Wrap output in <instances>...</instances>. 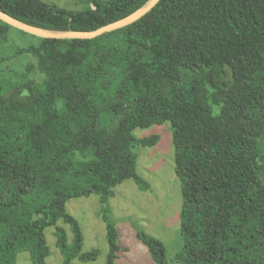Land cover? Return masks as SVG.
I'll return each mask as SVG.
<instances>
[{
  "label": "trees",
  "instance_id": "trees-1",
  "mask_svg": "<svg viewBox=\"0 0 264 264\" xmlns=\"http://www.w3.org/2000/svg\"><path fill=\"white\" fill-rule=\"evenodd\" d=\"M148 1L85 0L92 8L66 10L0 0V10L45 30H96ZM11 29L36 38L15 54L36 57L26 73L41 75L0 79V264H18L20 251L48 264L50 226L65 264L96 260L67 210L70 199L91 194L106 225V264H115L125 248L110 198L128 179L149 189L134 149L159 141L133 132L165 122L183 193L176 260L264 264V0H160L94 38L41 37L0 18V48ZM59 221L70 224L71 243ZM137 237L156 264L167 263L160 239L142 228Z\"/></svg>",
  "mask_w": 264,
  "mask_h": 264
},
{
  "label": "rangeland",
  "instance_id": "rangeland-1",
  "mask_svg": "<svg viewBox=\"0 0 264 264\" xmlns=\"http://www.w3.org/2000/svg\"><path fill=\"white\" fill-rule=\"evenodd\" d=\"M66 10H83L92 8L85 0H43ZM36 38L23 36L17 30H10L9 43L0 48V57L4 61L0 79L12 80L15 83L26 82L27 78H39L27 75L26 66L36 63V57L24 53L16 55L20 47L35 43ZM27 75V76H26ZM35 76V77H34ZM133 134L145 138L157 134L159 141L150 147L136 146L138 154V173L148 182L149 189H141L134 180L128 179L114 188L109 207L111 217L116 224L120 237L119 244L125 250L119 253L115 264H156L149 249L137 237V228L144 229L148 234L160 239L167 252L166 264H180L176 255L182 250L184 239L181 231V212L183 207L182 181L175 170L172 127L169 122L155 124L148 128H138ZM95 145L90 142L88 150ZM98 195L81 196L67 202V210L79 221L84 241L83 251L98 250L96 260L83 262L74 260V264H106L109 253L106 225L100 215ZM58 225L64 227L73 240L70 224L62 221ZM45 238L50 247L48 264H65L61 249L57 243L55 226L47 227ZM18 264H33L28 251H20L17 255Z\"/></svg>",
  "mask_w": 264,
  "mask_h": 264
},
{
  "label": "water",
  "instance_id": "water-1",
  "mask_svg": "<svg viewBox=\"0 0 264 264\" xmlns=\"http://www.w3.org/2000/svg\"><path fill=\"white\" fill-rule=\"evenodd\" d=\"M160 0H149L146 4H144L137 11L129 15L128 17L118 20L116 22L110 23L108 25L102 26L96 30H78V31H52L45 30L38 27H34L28 24H25L4 11L0 10V18L6 23L19 28L28 33L47 37V38H56V39H64V38H94L100 36L106 32H110L113 30H117L119 28L125 27L143 17L146 13L152 10Z\"/></svg>",
  "mask_w": 264,
  "mask_h": 264
}]
</instances>
